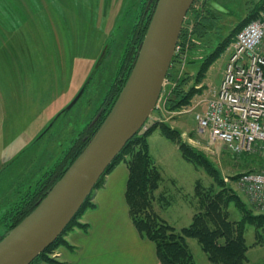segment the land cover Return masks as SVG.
<instances>
[{
    "label": "rangeland",
    "instance_id": "obj_1",
    "mask_svg": "<svg viewBox=\"0 0 264 264\" xmlns=\"http://www.w3.org/2000/svg\"><path fill=\"white\" fill-rule=\"evenodd\" d=\"M141 1L0 0V233L10 223L7 220L11 211L19 209L20 198L27 192L36 193L40 189L33 184L42 178L46 169H55L62 163L79 137H88L91 120H96L104 106L112 83L121 74L129 49H134L131 42L141 14ZM257 1H196L187 15L178 42L181 50L174 54L160 103L148 119V125L165 120L181 131L176 142L167 139L160 129L149 137L151 154L163 175L155 191V209L178 229L188 226L199 210L198 182L205 189L215 186L219 190L204 166L183 157L182 143L204 153L219 169L226 183L240 194V199L248 207L252 205L255 213L262 212L257 211L259 209L237 186L234 178L244 171L259 169L262 165L260 156H235L221 141L211 144L208 134L200 131L194 118V112L203 109L217 88L233 41L198 80L204 59L227 38ZM200 8L203 14L209 10L215 18L198 32L193 15ZM135 50L134 53L136 47ZM186 75L188 85L199 83L197 87H201V92L192 101L193 105L197 103L196 109H191V104L180 110H169L166 107L167 93L176 84L175 79ZM80 91L79 99L67 110ZM111 107L108 106L109 110ZM129 155L125 157L129 158ZM119 164L125 165L127 170L124 193L118 194L125 199V212H128L140 238L155 245L154 241L143 237L133 223L126 200L129 166L124 160ZM107 175L104 186L109 179ZM109 195L110 191L99 195L94 192L91 201L95 206L108 205ZM162 195L164 197L160 199ZM108 209L110 214V207ZM229 212L231 219L242 216L235 203L230 204ZM111 213L121 214V207ZM71 234L70 230L67 231L66 239ZM245 236L250 264H264L263 230L259 236L255 225L248 224ZM188 241L197 264H216L209 260L197 239L189 238ZM68 242L72 247L59 246L49 256L64 264H72L69 257L78 246L72 239ZM35 263L52 264L43 259L32 264Z\"/></svg>",
    "mask_w": 264,
    "mask_h": 264
},
{
    "label": "trees",
    "instance_id": "obj_2",
    "mask_svg": "<svg viewBox=\"0 0 264 264\" xmlns=\"http://www.w3.org/2000/svg\"><path fill=\"white\" fill-rule=\"evenodd\" d=\"M196 1L197 0L194 1L189 11L194 7ZM210 5H212L211 2ZM263 7L264 0H258L250 8L247 16L235 28H233L227 38H225L217 48L207 55L197 75L198 80L202 79L205 70L226 51L229 43L234 40L237 32L248 22L255 19ZM206 12V14H203V11H201L200 8L197 9L195 15H193L195 21H197L196 29L198 32L203 31L209 23L214 21L215 17L211 16L209 10ZM151 16L152 13L148 15L145 21L140 24L139 21H137L135 24L134 37L131 42L134 49H129V55L127 53L128 57L125 58L126 60L121 66L123 69H121L120 76H118L112 83V87L106 97L104 106L99 110L94 123L92 125L90 124L88 128V137L87 135H84L87 137L86 139L84 136L79 137L76 144L70 150L69 155H65L63 162L59 163L55 169H46L42 178L35 181L33 186H39L40 189L36 191V193L35 191L27 192L20 198L21 205L19 209L15 208L14 212L11 211V215H9L7 220L10 223H8L5 231L17 225L37 206L38 202L63 175L67 166L76 159L99 128L109 111L108 106L111 107V105H113L131 72L138 49L146 34ZM143 17H145V15H142L141 21ZM187 18L188 17L186 16L184 24L186 23ZM191 19L193 20V17ZM184 24L183 28L185 27ZM135 47L137 49L136 53H134L136 51ZM133 54H135V56H133ZM175 80L176 84L170 89L166 96V107L172 111L180 110L182 107L191 105L194 96L201 90V87H197L199 83L191 86L188 85V75ZM106 111L107 113H105ZM148 123L149 122L147 121L140 131L128 141L123 150L107 168L95 188L98 189L103 185L106 175L120 162L124 160L128 164L129 178L126 190V200L129 205L131 218L140 234L155 242L157 255L162 264H197L194 253L189 244L190 242L188 241L189 238L198 240L209 260L213 263L250 264L247 255L249 245L247 244L245 233L248 224L255 225L259 236L261 235L262 230L264 232V211L255 213L252 205V207H248L247 203L240 199V194L226 183L224 177L220 175V171L216 165L204 153L198 151L191 145L186 143L180 145L183 157L186 160L204 166L214 178V182L217 187H219V190H216L215 186L205 189L201 183H197L196 195L199 202V210L195 212L192 222L188 226H183L178 229L156 211L154 203L155 191L159 188L163 180V175L151 154L149 137L156 129H160L161 133L167 139L176 142L180 138L181 131L165 120H156L151 125H148ZM128 154H130V157L126 158L125 156ZM68 159L69 161L67 162ZM252 170L253 169H251V171ZM239 175L240 173L234 176V178L237 179ZM91 197L92 194L86 199L85 203L68 224L64 232L33 262L43 259L52 264H64L63 262H59L50 257L49 253L59 246L72 247L68 242V239L65 237L67 231L74 227H79L83 230L88 229V223L82 222L80 218L87 208L95 207V204L91 201ZM162 197H164V195H162L160 199H163ZM231 203H235V205L240 208L242 212L240 219L230 218L229 206Z\"/></svg>",
    "mask_w": 264,
    "mask_h": 264
},
{
    "label": "water",
    "instance_id": "obj_3",
    "mask_svg": "<svg viewBox=\"0 0 264 264\" xmlns=\"http://www.w3.org/2000/svg\"><path fill=\"white\" fill-rule=\"evenodd\" d=\"M194 1H157L131 72L111 109L37 206L0 234V264H32L64 232L107 168L152 116Z\"/></svg>",
    "mask_w": 264,
    "mask_h": 264
},
{
    "label": "built area",
    "instance_id": "obj_4",
    "mask_svg": "<svg viewBox=\"0 0 264 264\" xmlns=\"http://www.w3.org/2000/svg\"><path fill=\"white\" fill-rule=\"evenodd\" d=\"M180 50L177 44L175 53ZM206 102L194 118L210 143L221 141L237 156H260V168L240 173L236 183L264 211V7L237 32L223 77Z\"/></svg>",
    "mask_w": 264,
    "mask_h": 264
},
{
    "label": "crops",
    "instance_id": "obj_5",
    "mask_svg": "<svg viewBox=\"0 0 264 264\" xmlns=\"http://www.w3.org/2000/svg\"><path fill=\"white\" fill-rule=\"evenodd\" d=\"M196 106L197 103L193 105L192 102L190 108L196 109ZM108 175L107 185L103 184L95 191L98 195L110 191L108 205L97 204L84 211L82 221L88 223L87 230L79 227L70 230L72 234L68 239L78 246L69 257L72 264H162L154 243L140 238L128 212H125L127 205L124 197L118 195L124 193L126 187V166L119 164ZM119 207L121 214L111 213Z\"/></svg>",
    "mask_w": 264,
    "mask_h": 264
},
{
    "label": "flooded vegetation",
    "instance_id": "obj_6",
    "mask_svg": "<svg viewBox=\"0 0 264 264\" xmlns=\"http://www.w3.org/2000/svg\"><path fill=\"white\" fill-rule=\"evenodd\" d=\"M157 1L158 0H142L140 3H139V7H141L140 9V13L139 14V18H138V21H139V24L143 21H145V19L148 17L149 14H153L154 12V9L156 7V4H157ZM142 15H145V17H143L142 21H141V17ZM93 120L91 121V125L93 124Z\"/></svg>",
    "mask_w": 264,
    "mask_h": 264
}]
</instances>
